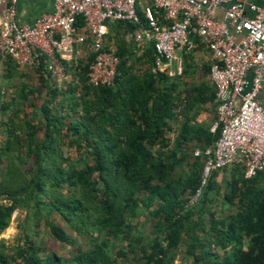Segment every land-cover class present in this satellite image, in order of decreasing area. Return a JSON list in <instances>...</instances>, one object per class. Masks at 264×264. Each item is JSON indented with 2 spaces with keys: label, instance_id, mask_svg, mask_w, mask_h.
<instances>
[{
  "label": "trees",
  "instance_id": "obj_1",
  "mask_svg": "<svg viewBox=\"0 0 264 264\" xmlns=\"http://www.w3.org/2000/svg\"><path fill=\"white\" fill-rule=\"evenodd\" d=\"M135 1L139 24L107 21L104 48L118 58L110 84L88 81L95 52L86 45L61 61L60 84L41 55L33 65L40 84L22 86L24 101L11 103L23 120L0 148V232L15 209L25 221L21 244L0 245V264H174L179 254L184 264H264V170L247 178L235 164L222 182L213 170L191 202L203 156L186 145L187 125L174 145L168 136L190 66L152 71L153 42L143 53L128 46L124 23L148 27ZM75 25L86 33L80 16ZM217 137L207 133L204 147ZM42 230L70 248H48Z\"/></svg>",
  "mask_w": 264,
  "mask_h": 264
},
{
  "label": "built area",
  "instance_id": "obj_2",
  "mask_svg": "<svg viewBox=\"0 0 264 264\" xmlns=\"http://www.w3.org/2000/svg\"><path fill=\"white\" fill-rule=\"evenodd\" d=\"M16 2L8 0L0 20V56L34 65L43 55L57 84L65 77L61 61L80 56L86 45L95 52L88 81L110 84L118 73V58L104 48L107 21L140 23L135 0H53V10L32 24L20 21ZM219 7L224 20L214 16ZM141 11L153 38L152 71H163L176 50L194 49L197 39L210 53L208 76L216 106L209 130L218 131V137L193 152L203 156V166L191 202L213 170L239 164L247 178L264 170V111L258 97L264 89V8L252 0H149ZM79 16L86 33L75 25ZM133 42L143 49L140 29L134 30Z\"/></svg>",
  "mask_w": 264,
  "mask_h": 264
},
{
  "label": "crops",
  "instance_id": "obj_3",
  "mask_svg": "<svg viewBox=\"0 0 264 264\" xmlns=\"http://www.w3.org/2000/svg\"><path fill=\"white\" fill-rule=\"evenodd\" d=\"M137 1L140 7L149 2V0ZM252 2L264 8V0H252ZM7 5L8 0H0V20L2 19L3 12ZM16 10L21 22L32 24L40 15L49 13L53 10V0H17ZM214 16L218 20H224V9L222 7L217 8ZM124 25L126 28H123L124 26L121 27V32L129 47L134 46L133 32L135 29L141 30L145 40L142 50H137L134 46L136 52L143 53L147 47H150L153 38L148 27L142 26L130 29L126 23H124ZM106 42H108L107 35ZM111 49L114 50L113 47ZM209 63L210 53L205 48L204 44L199 41L195 48L190 51L176 50L174 59L164 69L167 70L168 75L171 76L180 73L183 66L188 64L190 66L188 76L184 79H180V85L177 87L180 99L178 113L171 121L172 128L168 132V136L171 139L172 145H174L176 135L180 133L183 125H187L189 128L185 129L184 132L187 136L185 142L188 148L192 149L193 152L201 150L204 147L207 133H212L209 127L215 117L216 102L215 97H212L214 85L210 81L208 74L203 70V66ZM140 64L139 62H135V66H139ZM37 78L33 65L19 64L6 56L0 57V104L4 105L6 103L4 108H0V148L11 132L12 124L17 125L19 120H23L21 112L16 116L12 115L10 110L11 107L15 108V105L13 106L11 103L23 102L24 99H21L18 94L21 87L24 85L35 86L37 83L40 84ZM184 89L187 92H185ZM258 97L264 111V89L259 92ZM7 104H10V106ZM10 119H12L13 123L10 122ZM233 166H235V164L220 170L216 176V180L218 182H222L224 179L227 180L231 175L230 172ZM259 177H262L259 183H264V171ZM4 238H7V236L0 235V245L3 248L9 246L8 241V244L4 243Z\"/></svg>",
  "mask_w": 264,
  "mask_h": 264
},
{
  "label": "rangeland",
  "instance_id": "obj_4",
  "mask_svg": "<svg viewBox=\"0 0 264 264\" xmlns=\"http://www.w3.org/2000/svg\"><path fill=\"white\" fill-rule=\"evenodd\" d=\"M6 201H3V200H0V203H4ZM144 220V216H140L139 217V221H143ZM24 221H25V210L23 209H15L14 212L12 213V215L10 216V219H9V222H8V225L6 226V228L1 232L0 235H5L7 236V238H4V243L5 244H8V245H14V244H21L19 242V240H17V236H19L21 233H23L24 229L22 228V226H24ZM139 223V222H138ZM144 224L142 223V226ZM31 227H33L31 224H30ZM145 227V226H143ZM147 228V226L145 227ZM41 237L45 240V242L48 243V248H54L56 250H62V249H65L67 250V248H70L69 246H65V245H62L61 247H65V248H62L60 249V245L58 242H54L52 241V239L50 238V236L47 234V231L46 230H42L41 231ZM35 240H37L38 238H34ZM8 241V243H7ZM9 247V246H7ZM7 250H9V248H6ZM181 256L182 254H179L175 261H174V264H184L182 263V259H181ZM187 264V263H185Z\"/></svg>",
  "mask_w": 264,
  "mask_h": 264
}]
</instances>
